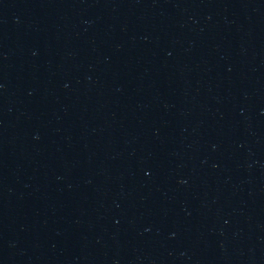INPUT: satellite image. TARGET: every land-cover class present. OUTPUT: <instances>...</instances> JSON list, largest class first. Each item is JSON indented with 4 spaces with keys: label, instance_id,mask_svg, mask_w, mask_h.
Segmentation results:
<instances>
[{
    "label": "water",
    "instance_id": "water-1",
    "mask_svg": "<svg viewBox=\"0 0 264 264\" xmlns=\"http://www.w3.org/2000/svg\"><path fill=\"white\" fill-rule=\"evenodd\" d=\"M0 264H264V0H0Z\"/></svg>",
    "mask_w": 264,
    "mask_h": 264
}]
</instances>
